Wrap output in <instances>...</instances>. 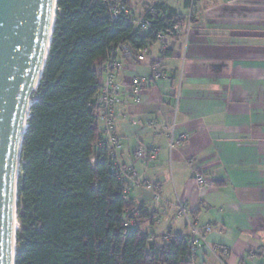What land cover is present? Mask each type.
Listing matches in <instances>:
<instances>
[{"label":"crops","instance_id":"obj_1","mask_svg":"<svg viewBox=\"0 0 264 264\" xmlns=\"http://www.w3.org/2000/svg\"><path fill=\"white\" fill-rule=\"evenodd\" d=\"M202 2L186 47L184 38L162 60L170 78L135 92L130 82L150 74V58L124 62L129 84L115 110L119 162L159 182L157 202L126 178L129 197L157 214L153 226L174 216L168 231L189 235L178 198L199 225L212 226L207 239L215 251L201 249L202 264H264V0ZM171 122L172 149L164 130ZM139 147L157 152L135 158ZM198 174L210 184L200 185Z\"/></svg>","mask_w":264,"mask_h":264},{"label":"trees","instance_id":"obj_2","mask_svg":"<svg viewBox=\"0 0 264 264\" xmlns=\"http://www.w3.org/2000/svg\"><path fill=\"white\" fill-rule=\"evenodd\" d=\"M179 15L159 3L151 17L165 30ZM148 40L156 42L151 31L113 17L104 0L57 1L23 138L15 264H191L188 236L169 230L159 240L144 230L157 214L123 192L127 181L111 171L107 147L91 161L100 132L92 99L108 51Z\"/></svg>","mask_w":264,"mask_h":264},{"label":"water","instance_id":"obj_3","mask_svg":"<svg viewBox=\"0 0 264 264\" xmlns=\"http://www.w3.org/2000/svg\"><path fill=\"white\" fill-rule=\"evenodd\" d=\"M58 0H0V264H15L18 179Z\"/></svg>","mask_w":264,"mask_h":264},{"label":"built area","instance_id":"obj_4","mask_svg":"<svg viewBox=\"0 0 264 264\" xmlns=\"http://www.w3.org/2000/svg\"><path fill=\"white\" fill-rule=\"evenodd\" d=\"M105 5L108 6L113 17L123 16L130 23L133 24L134 30L145 33L151 31L155 35L156 42H160V56L153 57L151 54V46L154 44L148 40L144 46L132 48L130 44L120 41L112 45L108 51L107 59L102 66L103 77L97 92L93 96V103L97 109L96 119L100 124L99 138L93 145L95 151L91 161L94 162L99 148L106 146L109 152L110 160L112 162L111 171L117 173L125 180L130 179L135 185L139 184L144 189L153 194V198L158 202L161 200V186L159 182L151 178H139L137 172L131 166H124L119 162V152L122 149V142L115 130L116 124V106L120 101L121 95L126 85L129 82L121 78V74L125 70V61L136 60L142 62L146 58H150V74L139 77H134L130 82L135 92L144 91L156 82L164 78H170L162 60L168 51H173V45L170 43L169 38H179L184 36V48L186 47L187 40L193 28L194 19L197 17L202 0H187L185 3V11L177 16L176 20L169 24L165 30H158L154 27L153 22L155 19L151 17L152 11L159 3H166L165 0H152L149 2L144 10L136 14L126 0H104ZM184 55L182 59L184 60ZM181 79L176 90V104L179 103L181 95ZM125 119V116L123 117ZM175 123L164 125V130L168 133V145L172 149L176 143L174 138ZM157 149L147 151L139 147L134 152L135 158H146L148 155L156 154ZM200 185L206 186L210 182L206 177L201 174L196 176ZM125 194L129 193L128 187L123 189ZM178 215L186 219L187 226L190 230L188 235L189 254L191 257V264H202L198 259V253L201 249L208 247L211 252L215 248L211 247L208 243L207 234L212 230L210 224L199 225L195 218L190 215L186 205L179 198L177 200ZM221 264H224L221 261Z\"/></svg>","mask_w":264,"mask_h":264},{"label":"rangeland","instance_id":"obj_5","mask_svg":"<svg viewBox=\"0 0 264 264\" xmlns=\"http://www.w3.org/2000/svg\"><path fill=\"white\" fill-rule=\"evenodd\" d=\"M151 1L152 0H128L127 2L131 6L133 11L136 14H139L144 10L145 6ZM165 1H167L170 5L174 6L175 8L180 9L182 13L185 11V8H183L181 5L182 4L181 0H165ZM183 39H184V36H181L179 38H169V41L173 45L174 50H176V48H177L176 45H178L180 43V41H183ZM159 47H160V42H155L151 46V51H152L151 55L153 57H157L158 54L156 53L157 52L156 50H158ZM174 219H175L174 216H172V217L162 216L161 221L156 226H153L150 223H147L144 226V230L148 233H151L149 231H152V232L154 231V234L158 235V236H156L157 239L160 240V236L163 233L168 232V228H169L170 224L174 221ZM179 220H180L179 221L180 224H183L181 226L184 227V223L186 222V219L183 217V218H180Z\"/></svg>","mask_w":264,"mask_h":264}]
</instances>
